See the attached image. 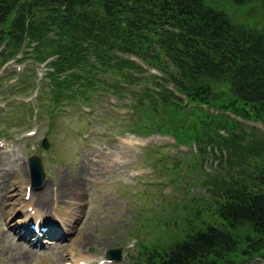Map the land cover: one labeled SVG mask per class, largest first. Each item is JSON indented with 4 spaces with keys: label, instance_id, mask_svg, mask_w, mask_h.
<instances>
[{
    "label": "rangeland",
    "instance_id": "obj_1",
    "mask_svg": "<svg viewBox=\"0 0 264 264\" xmlns=\"http://www.w3.org/2000/svg\"><path fill=\"white\" fill-rule=\"evenodd\" d=\"M207 2L235 24L264 32V0ZM35 45L27 40L17 57L0 68V264H133L144 245L167 247L198 227V211L205 221L219 223L207 209L216 205L221 188L248 183L263 165L264 126L259 122L234 119L233 133L222 131L221 143L202 149L179 145L172 134L140 135L148 113L134 110V92L153 87L152 80L128 87L125 76L106 73L102 77L108 85L91 91V101L64 99L57 107L47 77L56 58L42 62ZM149 70L144 76L160 74ZM117 79L123 88L109 86ZM34 156L46 173L38 187L32 186L29 167ZM63 177L65 185L81 183L80 195L56 203ZM26 186L29 193L52 189L53 200L50 194L43 214L61 233L66 230L63 248L53 247L48 237L40 244L29 241L28 248L20 244V229L13 227L27 213L42 214L32 206L23 208ZM113 250L121 251V262H108ZM255 261L264 264V258Z\"/></svg>",
    "mask_w": 264,
    "mask_h": 264
},
{
    "label": "trees",
    "instance_id": "obj_2",
    "mask_svg": "<svg viewBox=\"0 0 264 264\" xmlns=\"http://www.w3.org/2000/svg\"><path fill=\"white\" fill-rule=\"evenodd\" d=\"M27 40L39 46L42 62L56 58L47 77L57 107L64 99L91 101L110 73L125 76L128 87L153 82L134 92V110L148 113L140 135L172 134L202 149L221 143L222 131L233 133L237 118L264 125V32L235 24L207 0H0L3 65ZM124 55L161 76H144L149 71ZM117 80L109 86L123 88ZM216 197L207 211L219 223L198 211V227L167 247L144 245L133 264L264 258V163L248 183L221 188Z\"/></svg>",
    "mask_w": 264,
    "mask_h": 264
},
{
    "label": "bare ground",
    "instance_id": "obj_3",
    "mask_svg": "<svg viewBox=\"0 0 264 264\" xmlns=\"http://www.w3.org/2000/svg\"><path fill=\"white\" fill-rule=\"evenodd\" d=\"M18 161L16 160V164ZM19 170V168L17 169ZM84 170V169H83ZM82 170V171H83ZM81 172H79L77 175L79 176ZM60 186L56 189L57 195L55 199L53 200L52 196V189L48 188V186H44L43 190L40 193H29V188L26 186L24 189V197L22 201L23 208H29L34 207L37 209V211L42 213L41 215L35 214L31 215L29 213L25 214L24 219L22 222H17L18 224L13 227V231L20 229V240L23 241L22 246H27L29 241L36 240V244L43 243V238L48 237L52 241V246L56 248H63V244H61V240L64 238V235L67 234L66 230L63 233H61V229L55 221L52 220L49 214H43V212L46 211L49 201H50V194L51 199L55 201L56 203H59L60 199H66V198H74L80 195V185L81 183L76 180V182L71 185H65L64 184V177L60 181ZM28 197H30L28 199ZM36 212V211H35ZM56 219V218H55ZM35 221L34 225H37V231L31 228V221ZM34 234L36 238L31 239V235ZM31 239V240H30ZM67 256V255H66ZM84 262L87 260H83ZM81 261H78L77 264H81Z\"/></svg>",
    "mask_w": 264,
    "mask_h": 264
},
{
    "label": "water",
    "instance_id": "obj_4",
    "mask_svg": "<svg viewBox=\"0 0 264 264\" xmlns=\"http://www.w3.org/2000/svg\"><path fill=\"white\" fill-rule=\"evenodd\" d=\"M43 146H44V148H49L48 140H44ZM29 166H30L32 184L36 187L41 186L46 180V173H45V170L43 168L41 158L38 156L32 157L30 159ZM110 257L113 260L120 261L122 258L121 251L120 250L111 251Z\"/></svg>",
    "mask_w": 264,
    "mask_h": 264
}]
</instances>
